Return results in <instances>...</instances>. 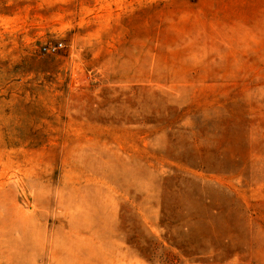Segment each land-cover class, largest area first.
I'll return each instance as SVG.
<instances>
[{
  "label": "rangeland",
  "instance_id": "374dc122",
  "mask_svg": "<svg viewBox=\"0 0 264 264\" xmlns=\"http://www.w3.org/2000/svg\"><path fill=\"white\" fill-rule=\"evenodd\" d=\"M0 264H264V0H0Z\"/></svg>",
  "mask_w": 264,
  "mask_h": 264
},
{
  "label": "built area",
  "instance_id": "2783aa9c",
  "mask_svg": "<svg viewBox=\"0 0 264 264\" xmlns=\"http://www.w3.org/2000/svg\"><path fill=\"white\" fill-rule=\"evenodd\" d=\"M60 46H61V45H60ZM52 50H53V51H55V50H56V48H53Z\"/></svg>",
  "mask_w": 264,
  "mask_h": 264
}]
</instances>
